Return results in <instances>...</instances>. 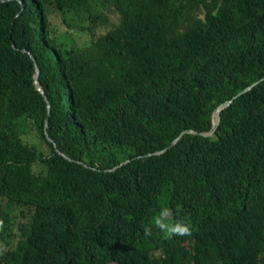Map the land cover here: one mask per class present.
<instances>
[{
	"label": "trees",
	"instance_id": "obj_1",
	"mask_svg": "<svg viewBox=\"0 0 264 264\" xmlns=\"http://www.w3.org/2000/svg\"><path fill=\"white\" fill-rule=\"evenodd\" d=\"M0 264H264V0H0Z\"/></svg>",
	"mask_w": 264,
	"mask_h": 264
},
{
	"label": "water",
	"instance_id": "obj_2",
	"mask_svg": "<svg viewBox=\"0 0 264 264\" xmlns=\"http://www.w3.org/2000/svg\"><path fill=\"white\" fill-rule=\"evenodd\" d=\"M38 74H39V71H38V69L36 68V74H35V76H34V83H35L37 89H38V90L42 93V95H43L44 93H43V91H42V89H41L39 83L37 82V76H38ZM244 91H246V90L241 91L239 94L243 93ZM230 102H231V101H228V102L222 103L221 105H219V106L214 110L213 115H212V127H211V129L209 130L208 133H205V134H204V136H206V135H210V134H212V133L214 132V130L217 128V126H218V124H219V121H220V111H221L223 108L227 107V106L230 104ZM45 127H47V119H46V126H45ZM187 133H194V132H192V131H187ZM201 134L203 135V133H201ZM180 136H181V135H180ZM178 138H179V137H177L174 141H172L171 144H170L168 147H171L173 144H175V143L177 142ZM160 152H161V151H160ZM160 152H156V153H160Z\"/></svg>",
	"mask_w": 264,
	"mask_h": 264
},
{
	"label": "rangeland",
	"instance_id": "obj_3",
	"mask_svg": "<svg viewBox=\"0 0 264 264\" xmlns=\"http://www.w3.org/2000/svg\"><path fill=\"white\" fill-rule=\"evenodd\" d=\"M58 29L61 33H65L66 29L64 27H62L59 23H57ZM71 32H75V30L71 29Z\"/></svg>",
	"mask_w": 264,
	"mask_h": 264
},
{
	"label": "clouds",
	"instance_id": "obj_4",
	"mask_svg": "<svg viewBox=\"0 0 264 264\" xmlns=\"http://www.w3.org/2000/svg\"><path fill=\"white\" fill-rule=\"evenodd\" d=\"M173 230H175V229H173ZM180 232H181V233L187 232V228H181V229H180Z\"/></svg>",
	"mask_w": 264,
	"mask_h": 264
}]
</instances>
